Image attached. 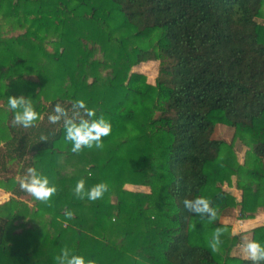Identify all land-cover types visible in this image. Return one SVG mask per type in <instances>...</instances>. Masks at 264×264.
Instances as JSON below:
<instances>
[{
	"label": "trees",
	"instance_id": "16d2710c",
	"mask_svg": "<svg viewBox=\"0 0 264 264\" xmlns=\"http://www.w3.org/2000/svg\"><path fill=\"white\" fill-rule=\"evenodd\" d=\"M156 60L154 84L131 71ZM9 96L39 118L15 123ZM78 99L111 125L99 149L72 152L47 119ZM29 167L55 186L48 201L20 188ZM80 179L108 190L80 199ZM233 180L240 218L264 214V0H0V264H56L62 248L94 264H252L220 221ZM198 198L213 216L185 208ZM251 240L264 245V223Z\"/></svg>",
	"mask_w": 264,
	"mask_h": 264
},
{
	"label": "clouds",
	"instance_id": "9594fccd",
	"mask_svg": "<svg viewBox=\"0 0 264 264\" xmlns=\"http://www.w3.org/2000/svg\"><path fill=\"white\" fill-rule=\"evenodd\" d=\"M7 104L14 112L13 119L15 123L25 128L31 126L39 118L32 104L24 96H9ZM53 112L54 114L48 115V121L56 123L63 120L65 140L71 141L70 150L74 153H78L82 147L92 148L94 146L97 149L101 148V138L107 136L111 131L110 123L102 116L93 119L95 112L86 108L83 100H75L70 110H66L60 104H56L53 107ZM41 139L43 140V137ZM19 186L36 200L45 202L56 192L55 186L49 183L48 177L34 167L27 168L26 174L19 181ZM107 190L108 186L100 182L85 191L83 179L78 180L73 189L78 198L83 199L86 196L88 200L101 198ZM184 206L195 213L214 215L208 202L203 198L193 201L185 200ZM64 215L67 218H71L72 213L71 211H66ZM219 232L220 229H217L216 235L213 236L210 242L213 250H215L216 244L219 242L217 238ZM242 248L247 253L248 259L252 261V264H259L260 261H264V245L259 242L249 240L242 244ZM55 260L56 264H94L93 260L75 254L68 248H62Z\"/></svg>",
	"mask_w": 264,
	"mask_h": 264
},
{
	"label": "rangeland",
	"instance_id": "374dc122",
	"mask_svg": "<svg viewBox=\"0 0 264 264\" xmlns=\"http://www.w3.org/2000/svg\"><path fill=\"white\" fill-rule=\"evenodd\" d=\"M7 29V28H6ZM10 33H3V35L8 36ZM164 61L156 60V61H147L140 63L134 67H132L131 71L139 72L145 75L146 80L150 84H154L156 80L161 79L165 76L160 69L164 65ZM214 137L219 139H224L227 141H231L233 137L232 129L228 127L218 125L216 127ZM234 150L236 152L237 158L240 162L243 161L244 153L247 147L238 140H234L233 142ZM15 165L10 164L9 162L6 165L5 173L11 174L14 172ZM124 188L131 191H149L148 187L140 186V185H130L126 184ZM221 189L226 192L225 195V209L220 212V221L224 224L230 225L231 232L239 233L240 241L238 244L232 249L231 254L239 257L248 258L247 253L243 250L242 244L251 240V228L257 225H261L264 223V214H260L252 219H241L239 214V204L241 202L242 194L239 190L235 188L234 180L231 185L224 184L221 186ZM10 198V194L5 192L0 188V206H3L8 199ZM26 203L32 205L33 202L27 198H23ZM0 215H2L0 213Z\"/></svg>",
	"mask_w": 264,
	"mask_h": 264
}]
</instances>
